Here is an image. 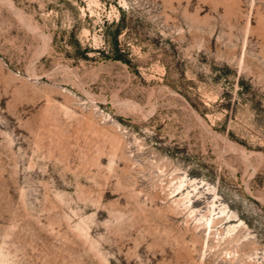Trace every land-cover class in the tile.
Segmentation results:
<instances>
[{
  "label": "rangeland",
  "instance_id": "obj_1",
  "mask_svg": "<svg viewBox=\"0 0 264 264\" xmlns=\"http://www.w3.org/2000/svg\"><path fill=\"white\" fill-rule=\"evenodd\" d=\"M0 264H264V0H0Z\"/></svg>",
  "mask_w": 264,
  "mask_h": 264
}]
</instances>
